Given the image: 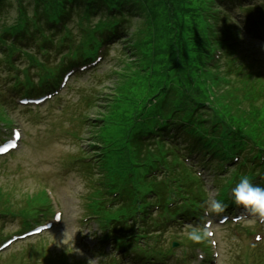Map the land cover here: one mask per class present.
I'll use <instances>...</instances> for the list:
<instances>
[{
    "label": "rangeland",
    "instance_id": "374dc122",
    "mask_svg": "<svg viewBox=\"0 0 264 264\" xmlns=\"http://www.w3.org/2000/svg\"><path fill=\"white\" fill-rule=\"evenodd\" d=\"M262 49L264 50L263 47ZM121 55L120 50L113 49L110 52V55L105 57L102 61V65L104 64V66L98 74L99 82H96L93 79H84L80 81V84L75 86L72 81V85H74L73 87H76V89L73 92H70L66 99L61 98L59 104L61 109L56 111L48 121L40 124L36 128H30L26 123L25 117H18L17 119L24 130L30 134L28 142L29 148L33 150V154H28L27 156H33L37 163V167L31 170L43 174L45 178H48L49 182H53L59 188L60 192H58V196L60 198L64 220L63 231L66 234H61L60 236L55 237L58 245L55 246V248L62 249L64 252H68L67 249H71L75 245L77 251L80 253V249L75 244V240L71 233L75 235L74 220L79 219L82 212H84L83 201L81 198L83 195L89 193L91 186L88 184L86 178L83 177V174L81 176L79 175L82 172L78 169L77 165L72 164V158L77 156L79 147H86L88 143L87 140L90 138V135H87L86 129L80 128L78 115L85 111V108L87 107V105L84 104L85 96L87 94L86 92L91 91L92 89H94L96 93H99L97 100H100L96 101L95 106L87 109L86 112L90 115V118L92 116L103 114V106L105 104L104 98H107L108 91L114 86V83L117 82V80L114 79L115 76L112 74V69L117 70L120 68L121 64L118 62L117 58ZM235 58L236 61L244 58L243 61L245 65L259 63L254 61L252 53L247 48L237 49ZM255 66L257 69L264 72V68L261 69L258 68V65ZM259 77L264 78V74H261ZM234 81L235 77L229 76L227 77V83H222L220 85L226 95V104L231 106L232 111L247 112L253 108L254 111H259V105H254L248 100V93H257L259 89L255 88V90H248L249 87L244 82L236 88ZM81 86L83 92L80 94L77 92V88ZM66 90L67 89L63 91L62 95L66 93ZM80 97L81 101L79 102ZM47 106L48 105H46L45 108ZM72 133L80 136L78 140L79 142H75L70 136ZM46 139H48V145L40 144L41 141ZM60 171L62 173V178L60 177ZM26 174L27 177H30L31 172ZM5 175L6 176H0V188H2L0 189V192L4 191L11 195L12 207L15 208L13 210H17V208L24 206L21 201L26 198V195H33L35 191V189H33L35 187V181L29 184L25 183V189L23 190L22 187L17 184V178H12L7 174ZM81 181L86 183L87 189L83 194L75 191V186ZM14 187L17 188L15 193L13 189ZM53 199H55V196ZM69 207L73 209L71 214L67 211ZM9 223L10 225H7V230H12L16 227V223H13L12 221ZM67 235L71 237V241L67 238ZM57 252H59V250H57ZM224 253H226V250ZM79 256L83 255L81 254ZM225 259H227V263L225 264H229L231 259L228 255L226 256V254Z\"/></svg>",
    "mask_w": 264,
    "mask_h": 264
},
{
    "label": "trees",
    "instance_id": "16d2710c",
    "mask_svg": "<svg viewBox=\"0 0 264 264\" xmlns=\"http://www.w3.org/2000/svg\"><path fill=\"white\" fill-rule=\"evenodd\" d=\"M26 4L29 3L27 6V12L22 13L18 10V7L15 6V0H5L0 5V31L3 29H7L15 25L14 27L6 30L10 31V33H13L12 31L14 29L15 32L19 30L21 25L23 23L29 24L32 27V30H30L33 33V41L31 42V45H33V49L42 52V39L45 36V27L46 24L54 22L57 17L60 15L61 11L65 10L64 4L68 0H23ZM30 7V8H29ZM12 19V22L8 23V20ZM12 23V24H11ZM5 31V32H6ZM176 42V41H175ZM171 43H174L172 41ZM141 48H137L135 56V62H133L134 72L138 69L145 68L147 66H151L154 68V76H158V74L161 73V70L169 71V62L170 64L173 62V60L176 59V56L173 54L167 55L163 54V49L158 47L157 45H147L146 48L143 46H139ZM177 53V59H179V50L173 46ZM143 53V54H142ZM74 56V54H73ZM157 66V67H156ZM156 67V68H155ZM129 69V67H126ZM121 95L122 93L119 92ZM131 93H135L131 91ZM128 93L122 94L124 97H126ZM123 102L121 98L118 96L114 98V103L111 104V108L114 109L115 105H120ZM127 113V114H125ZM121 114H125L122 116V118L128 119L130 116L132 120L135 119L134 115H130L128 111H122ZM236 116H241L244 119H240L242 121L249 122L250 117L243 115V114H236ZM209 118V116H206ZM109 120V119H106ZM190 124V123H189ZM231 124V123H230ZM231 132V129L227 128L226 126H223L220 131H218V137L212 139L210 138H202L201 141H199L198 145L200 146L197 150L200 152H204L206 150H214L218 151V156L221 155L220 153L222 150L227 146L231 145L235 142H239L241 139H243L246 136L231 133V137H228V131ZM192 133V131L190 132ZM251 145H254L252 142L247 144V147H250ZM207 147V148H205Z\"/></svg>",
    "mask_w": 264,
    "mask_h": 264
},
{
    "label": "clouds",
    "instance_id": "9594fccd",
    "mask_svg": "<svg viewBox=\"0 0 264 264\" xmlns=\"http://www.w3.org/2000/svg\"><path fill=\"white\" fill-rule=\"evenodd\" d=\"M86 190L84 181L75 186L77 193L83 194ZM231 194L235 205L241 206L244 211L264 219V187L253 184L247 175H243L231 189ZM207 205L212 213H220L226 207L222 201L216 199H210L207 201ZM67 211L71 214L73 209L69 207ZM188 237L194 241H199L203 238V233L200 229L193 227L188 231Z\"/></svg>",
    "mask_w": 264,
    "mask_h": 264
},
{
    "label": "snow or ice",
    "instance_id": "6c2138e0",
    "mask_svg": "<svg viewBox=\"0 0 264 264\" xmlns=\"http://www.w3.org/2000/svg\"><path fill=\"white\" fill-rule=\"evenodd\" d=\"M258 239H259V237H258Z\"/></svg>",
    "mask_w": 264,
    "mask_h": 264
}]
</instances>
